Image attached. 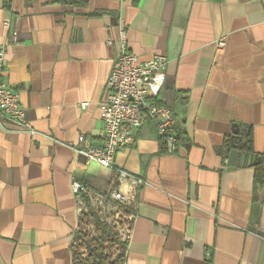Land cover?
<instances>
[{
    "label": "crops",
    "instance_id": "crops-1",
    "mask_svg": "<svg viewBox=\"0 0 264 264\" xmlns=\"http://www.w3.org/2000/svg\"><path fill=\"white\" fill-rule=\"evenodd\" d=\"M122 39L166 57L179 141L168 153L146 123L115 156L146 181L123 264H264V0H0L3 76L31 128L0 127V264H73L71 183L110 176L74 146L99 140ZM234 123L256 163H227Z\"/></svg>",
    "mask_w": 264,
    "mask_h": 264
},
{
    "label": "built area",
    "instance_id": "built-area-1",
    "mask_svg": "<svg viewBox=\"0 0 264 264\" xmlns=\"http://www.w3.org/2000/svg\"><path fill=\"white\" fill-rule=\"evenodd\" d=\"M218 45L222 46L223 41L219 40ZM3 56L4 50L0 48V127L5 128V123L10 122L14 125L13 130L31 132L19 103V94L13 91L4 79ZM166 65V57L160 54L140 59L128 50L122 39L107 78L104 99L100 102L102 112L99 140L95 142L79 134L74 146L77 154L110 171L109 186L104 192L94 191L81 182L72 181L71 188L77 201L78 223L82 212L87 211L80 205V197L85 194L89 210H95L126 245L135 218L137 193L146 181L143 176L117 165L115 156L118 150L131 144L146 123L154 126L168 153H174L179 146L175 114L159 101ZM87 105V102H82L80 107ZM87 229L93 231L94 224L88 225ZM75 244L73 240L72 245ZM80 251L86 256L87 247H82ZM118 253L117 248L112 254Z\"/></svg>",
    "mask_w": 264,
    "mask_h": 264
},
{
    "label": "trees",
    "instance_id": "trees-1",
    "mask_svg": "<svg viewBox=\"0 0 264 264\" xmlns=\"http://www.w3.org/2000/svg\"><path fill=\"white\" fill-rule=\"evenodd\" d=\"M245 140V142H243ZM249 138H240L241 149L249 154L251 153ZM228 141L225 142V145ZM163 149V142L161 141ZM164 145V144H163ZM264 173L258 165L255 166V179L261 182ZM86 218H91V222L95 225V234L91 235L81 230L82 218L79 217L78 229L74 234L75 239L82 242L87 247V254L83 256L80 251L76 250L75 245H72L73 264H123L125 260L126 242H121L115 231L101 221L100 216L93 209H90ZM114 246L118 247V254H112L110 251ZM109 253V254H108Z\"/></svg>",
    "mask_w": 264,
    "mask_h": 264
},
{
    "label": "water",
    "instance_id": "water-1",
    "mask_svg": "<svg viewBox=\"0 0 264 264\" xmlns=\"http://www.w3.org/2000/svg\"><path fill=\"white\" fill-rule=\"evenodd\" d=\"M232 137L230 141L225 145L224 149L222 150L224 152V155L227 158V163L232 164H240L244 165L247 163H256V161L259 159L258 156H253L241 149L240 145V129L238 127V124H232ZM245 142V140H243Z\"/></svg>",
    "mask_w": 264,
    "mask_h": 264
},
{
    "label": "rangeland",
    "instance_id": "rangeland-1",
    "mask_svg": "<svg viewBox=\"0 0 264 264\" xmlns=\"http://www.w3.org/2000/svg\"><path fill=\"white\" fill-rule=\"evenodd\" d=\"M86 198L87 197H86L85 194H83L82 197H80V205L82 206V209L86 208V210H87V211H83L82 214H81V218H82L81 230L86 232V233H89L91 235H96L95 233H93V231H95V225H94V229H92L93 231H89L87 229L88 225H90L92 223H90L91 218H86L85 217V214H88V212H89V208H88L89 204H88V200ZM101 221H103V220L101 219ZM75 242H76V244H75L76 250L80 251L82 249V247H84V245L82 244V242H80L77 239H75ZM117 248H118L117 246H114L112 248V250H111V253H115ZM80 253H82V251H80Z\"/></svg>",
    "mask_w": 264,
    "mask_h": 264
}]
</instances>
